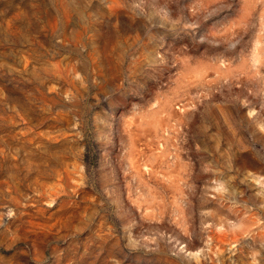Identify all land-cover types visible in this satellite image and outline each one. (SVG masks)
<instances>
[{"label":"rangeland","instance_id":"1","mask_svg":"<svg viewBox=\"0 0 264 264\" xmlns=\"http://www.w3.org/2000/svg\"><path fill=\"white\" fill-rule=\"evenodd\" d=\"M0 264H264V0H0Z\"/></svg>","mask_w":264,"mask_h":264}]
</instances>
